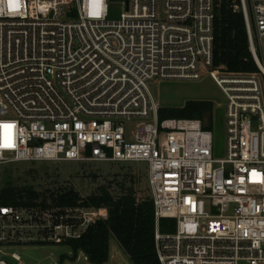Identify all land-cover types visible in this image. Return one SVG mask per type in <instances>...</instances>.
<instances>
[{
  "label": "built area",
  "instance_id": "1",
  "mask_svg": "<svg viewBox=\"0 0 264 264\" xmlns=\"http://www.w3.org/2000/svg\"><path fill=\"white\" fill-rule=\"evenodd\" d=\"M234 7L255 72L215 65L216 0H0V165L146 162L161 264H264V0ZM205 74L227 100L223 158L210 113L160 119L150 88ZM100 218L0 203V264H24L34 229L63 243Z\"/></svg>",
  "mask_w": 264,
  "mask_h": 264
},
{
  "label": "rangeland",
  "instance_id": "2",
  "mask_svg": "<svg viewBox=\"0 0 264 264\" xmlns=\"http://www.w3.org/2000/svg\"><path fill=\"white\" fill-rule=\"evenodd\" d=\"M123 11L124 7L121 2L110 3V17L118 18ZM150 88L161 107L180 108L189 101H210L212 103L210 128L214 133L215 156L217 158L225 156L227 100L221 88L208 74L203 75L200 80H153ZM165 118H180V116L170 112L166 113ZM3 186L13 188L16 192L23 194L29 188L37 191L40 194V198L36 201L38 205L43 202L44 197L47 198V205L50 204L49 196L52 193L67 188L76 190L83 199L99 193L103 188L115 197L122 195L130 188H133L138 199L152 197L146 162L9 163L0 165V187ZM77 228L76 234L83 231V227L79 224ZM31 236L32 240L25 239L12 249L21 253L24 264H90L82 251L75 253L64 242L56 243L43 239L44 236L36 229L32 231ZM111 240L112 244L118 246H111L110 259L106 264H132L116 238L112 236Z\"/></svg>",
  "mask_w": 264,
  "mask_h": 264
},
{
  "label": "trees",
  "instance_id": "3",
  "mask_svg": "<svg viewBox=\"0 0 264 264\" xmlns=\"http://www.w3.org/2000/svg\"><path fill=\"white\" fill-rule=\"evenodd\" d=\"M235 0H216L214 23V63L224 65L232 72H255L257 66L249 47L245 17L241 9L234 7ZM212 109L210 101H189L184 107H161L160 119L166 113H176L180 118H204ZM29 188L26 193L10 187H0V203L15 206H41L42 208H98L101 218L89 225L78 237L69 238L68 244L75 253L82 251L90 264H106L110 259V242L114 236L132 264H161L155 245V206L153 197L138 199L133 188L115 197L103 188L83 199L73 188L52 193L47 205L44 197ZM162 232H173L176 220L160 219Z\"/></svg>",
  "mask_w": 264,
  "mask_h": 264
},
{
  "label": "crops",
  "instance_id": "4",
  "mask_svg": "<svg viewBox=\"0 0 264 264\" xmlns=\"http://www.w3.org/2000/svg\"><path fill=\"white\" fill-rule=\"evenodd\" d=\"M112 243H113V241L111 240V242H110V246H112V245H114L115 247L118 246L117 244H112Z\"/></svg>",
  "mask_w": 264,
  "mask_h": 264
},
{
  "label": "bare ground",
  "instance_id": "5",
  "mask_svg": "<svg viewBox=\"0 0 264 264\" xmlns=\"http://www.w3.org/2000/svg\"><path fill=\"white\" fill-rule=\"evenodd\" d=\"M43 254V253H42ZM45 258V257H44Z\"/></svg>",
  "mask_w": 264,
  "mask_h": 264
},
{
  "label": "snow or ice",
  "instance_id": "6",
  "mask_svg": "<svg viewBox=\"0 0 264 264\" xmlns=\"http://www.w3.org/2000/svg\"><path fill=\"white\" fill-rule=\"evenodd\" d=\"M10 146V145H9Z\"/></svg>",
  "mask_w": 264,
  "mask_h": 264
}]
</instances>
